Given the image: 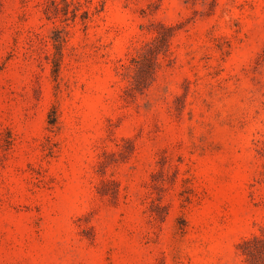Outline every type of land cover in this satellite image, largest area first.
I'll list each match as a JSON object with an SVG mask.
<instances>
[{
    "label": "rangeland",
    "instance_id": "1",
    "mask_svg": "<svg viewBox=\"0 0 264 264\" xmlns=\"http://www.w3.org/2000/svg\"><path fill=\"white\" fill-rule=\"evenodd\" d=\"M0 264H264V0H0Z\"/></svg>",
    "mask_w": 264,
    "mask_h": 264
},
{
    "label": "trees",
    "instance_id": "2",
    "mask_svg": "<svg viewBox=\"0 0 264 264\" xmlns=\"http://www.w3.org/2000/svg\"><path fill=\"white\" fill-rule=\"evenodd\" d=\"M57 44V43H56ZM57 48H61V44L57 46ZM52 113H54V111H52ZM51 113V114H52ZM55 119V118H54ZM52 124H54L55 122H51Z\"/></svg>",
    "mask_w": 264,
    "mask_h": 264
}]
</instances>
